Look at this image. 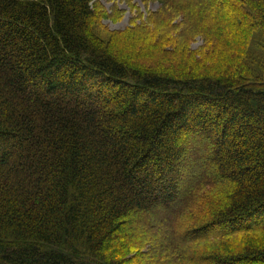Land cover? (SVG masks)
<instances>
[{
  "label": "trees",
  "instance_id": "trees-1",
  "mask_svg": "<svg viewBox=\"0 0 264 264\" xmlns=\"http://www.w3.org/2000/svg\"><path fill=\"white\" fill-rule=\"evenodd\" d=\"M156 1L0 0V264H264V0Z\"/></svg>",
  "mask_w": 264,
  "mask_h": 264
},
{
  "label": "rangeland",
  "instance_id": "rangeland-1",
  "mask_svg": "<svg viewBox=\"0 0 264 264\" xmlns=\"http://www.w3.org/2000/svg\"><path fill=\"white\" fill-rule=\"evenodd\" d=\"M97 1L98 7H100V12H102L100 25L103 29V34H108L112 39H108L114 44H125L130 45L134 42L141 44L143 47L151 43L154 44L156 51H160L162 55H172L171 52L165 50L167 43L165 38L175 32L176 29H169L164 37V39H159L157 34L159 31H154L152 33L139 32L134 36L124 37L122 31L127 28L132 27V19H135L136 25H153L159 23L160 17H154L148 22L147 17L154 12H158L160 8V3L156 0H93ZM181 15H169L168 18L172 19L171 23L179 24ZM160 29L164 31L163 26L160 24ZM177 30H180L179 28ZM123 37L122 40H118ZM204 44V39L201 35L196 36L191 42H187L184 46H180L178 50V58L182 60H188L189 57H195L199 48ZM170 51V50H169ZM165 56V55H164ZM175 57V56H174ZM179 59V60H180ZM160 210L156 211L159 212ZM238 237L234 240L230 239L227 242H236ZM226 241L224 243H227ZM214 248H224L216 245ZM220 252V250H219ZM222 253V252H221Z\"/></svg>",
  "mask_w": 264,
  "mask_h": 264
}]
</instances>
